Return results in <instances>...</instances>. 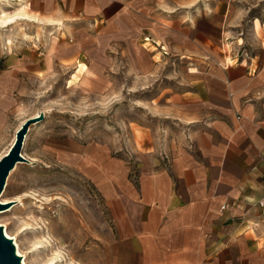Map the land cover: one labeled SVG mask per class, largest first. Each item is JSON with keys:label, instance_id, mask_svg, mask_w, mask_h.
<instances>
[{"label": "crops", "instance_id": "0c3cea01", "mask_svg": "<svg viewBox=\"0 0 264 264\" xmlns=\"http://www.w3.org/2000/svg\"><path fill=\"white\" fill-rule=\"evenodd\" d=\"M3 1L27 5L38 30L0 44V159L29 119L44 114L30 136L56 131L52 118L79 87L88 98L118 68L146 74L165 61L182 79L173 114L205 119L192 144L166 157L90 145L71 160L105 197V260L264 264V48L222 63L224 19H233L227 0Z\"/></svg>", "mask_w": 264, "mask_h": 264}, {"label": "rangeland", "instance_id": "374dc122", "mask_svg": "<svg viewBox=\"0 0 264 264\" xmlns=\"http://www.w3.org/2000/svg\"><path fill=\"white\" fill-rule=\"evenodd\" d=\"M23 5L0 2V44L30 38L29 32L38 30L30 17L1 23L3 11L8 17L22 12ZM223 11L233 19H224L222 63L258 55L264 48V0H227ZM207 61L215 62L210 54ZM112 74L117 77L102 91L87 98L79 87L72 103L65 101L52 118L56 131L29 132L22 151L27 160L8 177L3 193L11 201L0 210V223L16 236L28 264H108L107 203L85 168L72 164L74 154L86 153L90 145L101 152L105 144L114 155L152 151L166 157L192 144L205 124L202 116L173 114L181 107L172 97L182 79L165 61L146 74L134 67Z\"/></svg>", "mask_w": 264, "mask_h": 264}, {"label": "water", "instance_id": "95a60500", "mask_svg": "<svg viewBox=\"0 0 264 264\" xmlns=\"http://www.w3.org/2000/svg\"><path fill=\"white\" fill-rule=\"evenodd\" d=\"M43 119L44 114H41L26 121L18 131L17 138L10 151L0 159V196L6 187L11 171L16 167L18 162L27 160L22 151L31 126ZM4 206L5 204L0 202V210L3 209ZM0 264H23L22 256L17 253L16 245L13 239L6 235L3 225H0Z\"/></svg>", "mask_w": 264, "mask_h": 264}, {"label": "bare ground", "instance_id": "6f19581e", "mask_svg": "<svg viewBox=\"0 0 264 264\" xmlns=\"http://www.w3.org/2000/svg\"><path fill=\"white\" fill-rule=\"evenodd\" d=\"M0 2H1V0H0ZM22 8H24V10L22 11V12H19V13H15V14H13V15H11V16H8V17H6V15H5V13H4V11L2 12V16H4V18H2V20H1V23H3V24H9L12 20H14L15 18H19V17H25V18H29V17H31L30 16V14H29V12H27L28 10H27V5L25 6V5H23V7ZM100 42V41H99ZM103 42V41H102ZM101 43V42H100ZM101 48V47H100ZM104 48V47H103ZM98 51H96V53H97ZM103 52V51H102ZM96 53H95V55H96ZM100 53V52H99ZM95 58H96V56H95ZM15 141V140H14ZM60 142H62V141H60ZM64 143V142H63ZM98 144V143H97ZM99 145V144H98ZM69 146H71V145H69ZM97 146V145H96ZM101 146V145H100ZM23 155L25 156V154L23 153ZM109 156V155H108ZM114 159V158H113ZM91 160H92V158H91ZM110 160V159H109ZM111 160H112V158H111ZM117 160V159H116ZM115 160V161H116ZM114 161V160H113ZM108 162H111V161H108ZM115 163V162H114ZM92 166H95V165H92ZM92 166H90V167H92ZM116 166V165H115ZM120 166V165H119ZM96 167V166H95ZM100 167V166H99ZM110 167V169H111V166H109ZM118 167V166H117ZM85 168V167H84ZM87 168V167H86ZM94 169H96V168H94ZM98 169V168H97ZM100 169V168H99ZM109 169V168H108ZM110 169L109 170H107V171H110ZM85 170V169H84ZM94 171V170H93ZM103 171V170H102ZM120 171V170H119ZM104 172V171H103ZM113 172V171H112ZM117 172V171H116ZM115 172V173H116ZM94 174H95V172H93ZM114 173V174H115ZM123 173V172H122ZM94 174L93 175H91L92 177L94 176ZM124 174V173H123ZM89 175V174H88ZM110 175V174H109ZM113 175V174H112ZM90 176V175H89ZM114 176V175H113ZM123 176V175H122ZM107 177V176H106ZM107 178H109V177H107ZM113 178V177H112ZM117 178H119V177H117ZM97 180H98V178H97ZM109 180V179H108ZM97 182V181H96ZM101 183H102V181H100ZM99 182V183H100ZM117 183H118V181H116ZM120 182V185H121V181H119ZM103 184V183H102ZM106 184H108V183H106ZM106 184H104V186L106 185ZM113 185V184H112ZM100 187V186H99ZM103 187V186H102ZM111 188V187H110ZM109 188V189H110ZM5 191V190H4ZM110 191V190H109ZM113 192V191H112ZM106 194V193H105ZM108 194V193H107ZM4 195H5V192L0 196V202L1 203H3V204H5V203H7V202H9V201H11L9 198H6V197H4ZM110 195H112V194H110ZM113 195H116V194H113ZM116 196H118V195H116ZM115 196V197H116ZM119 197V196H118ZM113 198V197H112ZM117 198V197H116ZM120 204V203H119ZM121 205V204H120ZM115 208H116V206H115ZM121 209H122V207H121ZM120 211V210H119ZM121 213V212H120ZM0 225H2L1 223H0ZM5 233H6V235L9 237V238H12L13 239V241H14V244L16 245V250H17V253L20 255V256H22L23 257V263L24 264H28L27 263V261H26V257L24 256V254L22 253V251H21V248H20V245H19V242H18V240L16 239V236H12V235H10L9 234V232H8V230H7V228L5 229ZM108 262V261H107ZM79 264V263H78Z\"/></svg>", "mask_w": 264, "mask_h": 264}, {"label": "built area", "instance_id": "2783aa9c", "mask_svg": "<svg viewBox=\"0 0 264 264\" xmlns=\"http://www.w3.org/2000/svg\"><path fill=\"white\" fill-rule=\"evenodd\" d=\"M259 206L261 208V214L264 215V196L260 199Z\"/></svg>", "mask_w": 264, "mask_h": 264}]
</instances>
